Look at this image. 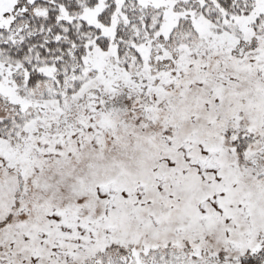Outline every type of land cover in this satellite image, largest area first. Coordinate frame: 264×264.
<instances>
[{
    "label": "snow or ice",
    "instance_id": "snow-or-ice-1",
    "mask_svg": "<svg viewBox=\"0 0 264 264\" xmlns=\"http://www.w3.org/2000/svg\"><path fill=\"white\" fill-rule=\"evenodd\" d=\"M0 264H264V0H0Z\"/></svg>",
    "mask_w": 264,
    "mask_h": 264
}]
</instances>
